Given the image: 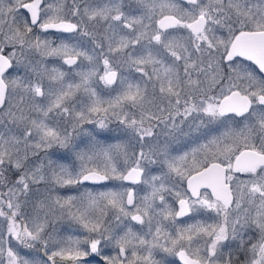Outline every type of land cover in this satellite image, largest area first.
<instances>
[{
    "label": "snow or ice",
    "instance_id": "1",
    "mask_svg": "<svg viewBox=\"0 0 264 264\" xmlns=\"http://www.w3.org/2000/svg\"><path fill=\"white\" fill-rule=\"evenodd\" d=\"M0 264H264V0H0Z\"/></svg>",
    "mask_w": 264,
    "mask_h": 264
}]
</instances>
